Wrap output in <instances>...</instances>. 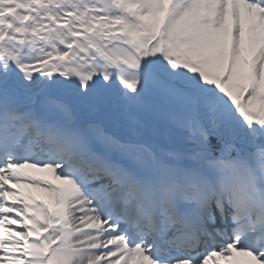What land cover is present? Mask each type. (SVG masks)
<instances>
[{
  "label": "snow or ice",
  "instance_id": "1",
  "mask_svg": "<svg viewBox=\"0 0 264 264\" xmlns=\"http://www.w3.org/2000/svg\"><path fill=\"white\" fill-rule=\"evenodd\" d=\"M220 259L264 264V0H0V264Z\"/></svg>",
  "mask_w": 264,
  "mask_h": 264
},
{
  "label": "bare ground",
  "instance_id": "2",
  "mask_svg": "<svg viewBox=\"0 0 264 264\" xmlns=\"http://www.w3.org/2000/svg\"><path fill=\"white\" fill-rule=\"evenodd\" d=\"M37 191H38L39 193H41V192H42V190H41V189H39V188L37 189Z\"/></svg>",
  "mask_w": 264,
  "mask_h": 264
}]
</instances>
